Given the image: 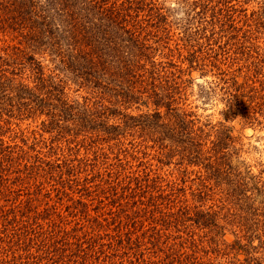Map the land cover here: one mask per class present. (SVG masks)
I'll use <instances>...</instances> for the list:
<instances>
[{
	"label": "trees",
	"instance_id": "1",
	"mask_svg": "<svg viewBox=\"0 0 264 264\" xmlns=\"http://www.w3.org/2000/svg\"><path fill=\"white\" fill-rule=\"evenodd\" d=\"M253 1L0 0V264H264V231L225 240L263 176L186 102L212 74L230 120L263 123Z\"/></svg>",
	"mask_w": 264,
	"mask_h": 264
},
{
	"label": "rangeland",
	"instance_id": "2",
	"mask_svg": "<svg viewBox=\"0 0 264 264\" xmlns=\"http://www.w3.org/2000/svg\"><path fill=\"white\" fill-rule=\"evenodd\" d=\"M242 8H245L247 13H250L252 10H258L260 3L255 0L243 4ZM180 10V8L174 9V16ZM261 36L264 37V30ZM261 42L264 43V40H261ZM192 76L195 78V81L188 92L187 107L202 120H209L212 123L222 121L226 125H231L233 127L231 133L235 137L234 144L237 148V154L232 158V167L242 172V174L246 173L248 177L250 176L249 174L262 175V179L264 180V121H262V118L260 120L263 123L259 125L244 124L239 117L230 120L228 114L225 112V101L222 99L221 91L213 90L210 93L208 91L209 89L212 90L209 82L215 80L216 77L212 74L201 77L198 75V72H193ZM200 88L203 89V92H200ZM137 107L142 110L137 111L135 109ZM133 109L130 111L132 114L149 112L144 106L134 105ZM247 181L246 195L248 198L242 203V206L248 207V209L240 214L241 218H236L233 224H229L226 227L225 240L227 242L234 241V228L240 227L239 230L241 231L239 232L252 244H258V234L260 231H264V229H261L263 223L259 226L250 224L253 223L251 218L256 216L257 212L261 213L264 207V187L261 182L256 187L252 186V177L250 180L247 179ZM239 258H243V255L239 254Z\"/></svg>",
	"mask_w": 264,
	"mask_h": 264
},
{
	"label": "clouds",
	"instance_id": "3",
	"mask_svg": "<svg viewBox=\"0 0 264 264\" xmlns=\"http://www.w3.org/2000/svg\"><path fill=\"white\" fill-rule=\"evenodd\" d=\"M166 6H168L170 9H177L180 8L181 10L175 13V16L177 18L185 16L184 8H187L189 11V4H184L183 0H165ZM187 11V13H188Z\"/></svg>",
	"mask_w": 264,
	"mask_h": 264
}]
</instances>
